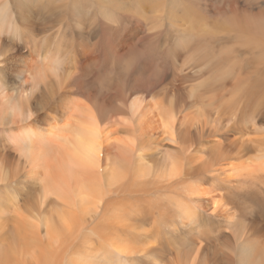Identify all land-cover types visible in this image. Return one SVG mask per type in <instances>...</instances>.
Returning a JSON list of instances; mask_svg holds the SVG:
<instances>
[{
    "label": "bare ground",
    "instance_id": "6f19581e",
    "mask_svg": "<svg viewBox=\"0 0 264 264\" xmlns=\"http://www.w3.org/2000/svg\"><path fill=\"white\" fill-rule=\"evenodd\" d=\"M166 1L0 0V141L18 155L13 168L5 165L8 155L0 158V183L8 179L4 173L28 178L25 189L0 190V264H134L137 254L157 253L164 237L181 235L178 224L195 227L203 218L200 211L206 213L209 202L215 205L223 197L224 173H239L233 175L240 179L244 169L251 172L246 175L254 190L242 197L252 206L245 207L241 220L245 226L260 219L263 229L254 228L256 237L243 242L235 229L231 250L253 246L255 251L237 262L226 260L264 264V0H235L219 11L224 17L231 12L243 32L255 35L252 50L241 54L240 75L253 79L240 93L246 104L243 120H238L236 97L223 99L226 93L218 105L210 94L208 106L206 99L195 106L198 87L189 92L193 101L183 112L182 91L175 87L179 77L173 72L166 83L177 65L168 69L140 56L149 41L158 46L162 33L150 35L137 18L163 9ZM204 1L200 7L210 11V0ZM112 9L125 14V21ZM86 15L92 19L87 31ZM127 22L132 26L125 28ZM4 37L12 42L7 51L24 46L28 53L10 56ZM225 41L194 42L196 59L223 68L211 51ZM13 60L15 68L6 64ZM4 73H12L18 84L6 81ZM219 86L226 88L225 80ZM41 98L53 113L45 124L37 122L32 107V100ZM196 135L219 136L200 150L209 149L208 159L192 151ZM165 141L177 147L166 148ZM246 156L251 164L231 162ZM209 173H215L211 182L204 178ZM229 182L225 177L223 183ZM22 192L31 193L24 208L28 223L9 212ZM11 218L15 224H2ZM133 238L149 242L135 245Z\"/></svg>",
    "mask_w": 264,
    "mask_h": 264
},
{
    "label": "rangeland",
    "instance_id": "374dc122",
    "mask_svg": "<svg viewBox=\"0 0 264 264\" xmlns=\"http://www.w3.org/2000/svg\"><path fill=\"white\" fill-rule=\"evenodd\" d=\"M151 1H152L151 4L155 5V2H157L159 0H151ZM234 1L235 0H210V1H207V3L212 6L211 9L209 8L210 11L208 10L209 11L208 12V11H204L203 7H200L201 6L200 4H203L205 2L204 0L199 1V3H198V0L196 1V3H191L189 0H167L165 2V5H163V9L157 10L154 13H152L153 11L148 12L146 14V16L142 19L140 17L137 18L139 20L140 24L144 25L142 27L146 28L147 32H149L150 35L155 34V36H156L157 33H159V32L162 33L161 34L162 39L159 42V44H157L158 46H155L157 41H154V40H153V42L149 41V45L147 47L145 46V49L142 50L140 48L141 50H140L139 54H140V56L142 55L141 57L145 56L144 58L148 57L150 59H153L154 61L158 60L157 62H160L161 64H163L168 69L170 67L169 64H172L175 66L177 65L175 67V71H174V68H173V70L170 69L171 71H169L170 73L167 74L169 76L167 77L166 83H169L171 81L173 72H175L177 74V78L178 77L180 78V79L179 78L176 79L175 87L178 91H182L181 94L183 95L184 99L183 100L181 99L182 101L180 102V109L183 112L185 111V109L187 110L188 106L193 101V99L188 98L189 97L188 95L190 94L189 92H192L193 88L198 87L199 89H198L197 95L200 96L202 94L203 95L202 97L204 99H201L202 97L199 98L196 95L197 98L194 99L195 106H197V105L199 106L201 104L200 102L202 100L205 101V99H206V101L203 103L204 107L208 106L209 101L207 102V100L210 97V94H211V97L215 96L217 98V103H215V105H218V102L222 99L221 94L226 93V95L223 97V99L224 98L228 99L231 96L236 97L234 106L238 107V109L240 107V111L238 110L239 111L238 112V117H239L238 120L245 119L243 114H245V108H246L245 105L246 104L245 103L243 104V102L241 103L240 100H241L242 96L240 93H243V91L247 90L248 82L252 83L253 79L248 78V77H241V75H240V71H241L240 67L243 66L242 64L244 63V60H243L244 57H241V54L243 51H246V50H248V48L254 46L255 35L243 32L241 29L242 23L238 22L241 20L239 18L233 17L234 16L233 14L230 15L231 12H227L225 17L222 16V15H224V14H222V12H219L223 8H228ZM216 3H218V4H216ZM251 3L253 4V3H257V2L251 1ZM173 8H175V9H173ZM213 9H215L217 13H214ZM112 10L115 13L118 12L115 9H112ZM174 10H177L178 12L174 11ZM149 11H151V10H149ZM131 12H128L127 14H130ZM218 13H220L221 19H219L220 17L218 18V15H219ZM122 15L124 16L125 14H123V13L117 14L119 19L122 18L120 20L125 21V19L123 18ZM135 17H137V16H135ZM85 19H86L85 23H84L85 27L83 26V28H85V30L86 29L88 30L89 29L88 27L90 26V24H92V19L90 20V17H87V15L85 16ZM223 21H224V23H223ZM101 22H102V19H101ZM172 22H174V25ZM127 24L128 25H126V23H125V25H124V26H126L125 28H127V26L128 27L132 26L128 22H127ZM206 37H211L212 41L214 43L220 39L226 40L221 45H219L217 42V44H215V47H213L212 51H211V54H213L212 57L214 56V62H216V60L221 61L223 64V68L219 69L216 67V64L214 65V63H211L209 65V67L210 68L213 67V69L210 70L209 67H206L205 65L200 64L199 59H196V58H199L198 56L200 55V53H198L199 50L194 51V49L192 48L193 43L198 41L199 39H205ZM152 38H154V37H152ZM164 38H167V40H165ZM190 39L192 40V42ZM4 41H5L4 47L6 49V53L11 52L10 56L15 55L16 52H18V51L22 54L28 53L24 46L19 47V48L12 50L10 52L7 51L8 46L12 42H11L10 38H7V37H4ZM250 49L252 50V48H250ZM194 52H195V55H194ZM172 54H173V56H172ZM253 56H254V53L249 54L247 56V60L250 58L253 59ZM172 57L174 60L172 59ZM169 61H170V63H169ZM9 62H11V63H9ZM6 64H9L10 67L15 68V61L14 60L13 61H7ZM226 67H227V70H226ZM230 69H232V70H230ZM214 71L216 74L214 73ZM212 73H214V74L212 75ZM222 73H224V75ZM4 76H5L4 79L6 81H12L13 80L14 83L16 82L15 85L18 84V81L15 80L12 73H9V74L4 73ZM237 79H238V82L235 85V87H236L235 91L229 92L230 87L234 86ZM224 80L226 83V88L219 86L220 83H222V81H224ZM212 88H213V90H212ZM212 91H213V93H212ZM151 94H153V93H151ZM206 96H208V97H206ZM198 99H201V100L197 101V103H196V100H198ZM36 101H37V99L32 100V107H33V111H34L36 120H37V122H39L41 124H45L44 118H47L48 115L50 116V114H53L51 111V106H48V103L44 98H41L39 103H37ZM216 138H219V136L214 137V139L209 138L208 140L213 142V140H216ZM208 140L206 139V137H201L200 135H196L192 151L197 153L202 158L208 159L211 156V152L209 151V149L203 153L200 151L201 148H204V147H202L203 144H206V146L209 145L210 142ZM4 143H6V141H4V140L0 141V158L4 155H5V157L8 155L9 160H7L5 162V165L9 166L10 168H13L14 167L13 162L18 160V155L12 148L9 147L8 144L4 145ZM161 143L166 148L167 147L171 148V147H174V145H175L169 141H165L166 144L164 142H161ZM170 144H171V146H170ZM5 147H7V148H5ZM175 147H177V146L175 145ZM200 160H202V159H200ZM240 160H242V161H240ZM231 162H233V163L238 162L239 165L251 164V161L247 156L243 157V158H239V159H233ZM244 162H246V163H244ZM23 165L24 164H21L22 172H24ZM244 171H245V173H244L243 177L240 178L242 180L235 177V176H239V173H232L230 171H228L227 173H224V176H222L223 181H224L225 177L229 176L231 182H229V183H223V181L221 183L219 182L221 184V187H223V193H224L222 195L223 197L219 199L220 201L217 200L215 205L212 202H209L208 207H207L208 211L206 213L203 211H200V213L203 215L202 220L200 219L199 221H197V225L195 227H193L191 230H190V228H188L186 226L178 224L177 228H179L181 235L179 234V235L172 237V238H170V236L164 237L160 241L163 246H161L162 248L159 251H157V253L152 252L153 256H147L148 254L147 255L145 254L146 255L145 256V255H142L143 253L137 254L138 255L137 257H133L131 259L132 261L133 260L136 261V262L134 261L135 262L134 264H136V263L137 264H144L143 262H145V261H146L145 264H232V262H230L229 260L227 261L226 258L227 259L228 258H233V259L235 258L234 262H237V258H239L242 255L244 257H246L247 255H252V251L254 250V249H252L253 246H249V247L246 246L244 249H241L239 251L231 250L232 246L235 242L234 241V234L232 235V233L234 232L235 229H239V234L241 235L240 241H242V242L245 241L246 238H250L251 236H252L251 238H254V236H255L254 232H253L254 228L255 229L256 228H259V229L262 228L263 229V222L260 219H255L252 222L251 220H249L250 217H248V220H249L248 224L249 225H245V226L243 225V221H242L243 218L241 216V213L243 210H245V207H246V209H248L250 206H252V204L249 203L248 200L242 199V197L247 190H251L253 187L252 185L250 186V184H249L250 178L247 177V175H246L250 171H248L246 169H244ZM4 174L7 175L8 179L6 182L0 183V190L3 193H4V190L5 191L8 190L9 187L10 188L16 187L20 190L25 189L24 185H25V182H27V180H28V178L26 176L27 173L26 174L25 173H18L16 175H14L13 173H4ZM213 174H215V173H212V174L209 173V175L205 176L204 178H206L207 181L211 182L212 177H210V176H212ZM259 175L260 174H258V176ZM23 179H26V180H23ZM252 190H254V188ZM30 194L24 195L22 192L21 195H19V202H18L19 204L11 206L9 208L10 214L12 216L16 217V219H22L23 223L30 222L29 221L30 219L26 215L25 210H24V208L28 204V203H26V201L31 202V198H30L31 195ZM240 195H241V197H240ZM32 196H34L33 193H32ZM23 199H25V200H23ZM225 202L230 203V204L232 203L233 207H232V205L230 206V204L226 205ZM22 206H24V207H22ZM213 206H215L216 211H218V212L213 211V210H215V208ZM227 211H229V212L227 213ZM221 213L224 215H222ZM10 214H8L7 216L12 217ZM19 216H20V218H19ZM230 217H233V218H230ZM238 217H240V218H238ZM14 220H15V218L8 219V221H6V219H4L5 222L2 224H6L8 222L10 224H12V223L15 224ZM235 221L236 222L240 221L241 223L238 224L237 226H235V224H234ZM203 225H205V226H203ZM242 236H244V237H242ZM188 237H190V238H188ZM242 239H244V240H242ZM131 240H133V241L135 240V242H132L135 245L139 244L141 241L144 243L146 242L145 243L146 245L149 242L148 239L144 240L142 238L140 240L136 239V238L135 239L133 238ZM228 240H229V242H228ZM153 243H152V245H153ZM217 252L219 254H218V256H215L216 255L215 253H217ZM152 253L150 255H152ZM154 258H156L157 261H159V259H160V261H159L160 263L157 261L155 262ZM260 259H261V257H258V260H260ZM143 260H145V261H143Z\"/></svg>",
    "mask_w": 264,
    "mask_h": 264
}]
</instances>
